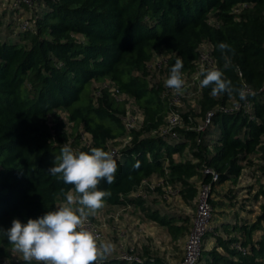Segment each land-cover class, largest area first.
<instances>
[{"label":"trees","instance_id":"obj_1","mask_svg":"<svg viewBox=\"0 0 264 264\" xmlns=\"http://www.w3.org/2000/svg\"><path fill=\"white\" fill-rule=\"evenodd\" d=\"M34 5L35 31H30L27 21L25 29L24 22L19 26L23 33L19 38L14 39L12 32L6 38L0 35V228L9 229L14 219L26 224L65 202L61 189L67 192L73 186L47 169L54 166L52 155H59L70 137L78 152L94 147L109 152L111 141L131 139L115 159L114 183L99 185L111 193L104 199L107 205L143 206V199L132 194L153 176L182 182L188 196L195 199L192 178L212 183L205 167L219 175L213 192L216 184H237L245 164H252L251 157L260 163L256 199L264 198V0H34L29 7ZM4 25L0 18V29ZM221 42L230 45L231 51L222 52L217 47ZM203 43L212 46L218 69L234 87L252 91L240 100L235 94L213 96L212 87H204L201 108L205 117L218 106H229L232 99L250 102L252 109L216 112L212 124L219 122V131L212 147L194 155L197 163H178L174 155H181L195 139L203 143L201 136L209 128L201 134L184 131L182 139L178 137L181 141L174 144L164 136L143 137L161 129L172 110L170 100L162 95V84L149 80V64L156 56L167 55L165 69L170 73L180 57L182 75L191 74ZM104 84L115 87L125 99L118 100ZM128 99L142 111L139 131L126 128ZM60 111L66 113V121ZM79 132L90 136L88 145H80ZM137 162L139 167L134 168ZM210 204L214 212L217 204L212 197ZM149 218L172 232L179 230L158 212ZM227 224L219 225L235 235L224 239L218 229L210 228L214 248L203 250L201 259L206 264H264V205L253 223ZM256 232H262L261 238L254 239ZM13 253V246L0 235V264L3 260L28 264L13 260ZM140 260L120 257L98 264H169L148 257Z\"/></svg>","mask_w":264,"mask_h":264},{"label":"rangeland","instance_id":"obj_2","mask_svg":"<svg viewBox=\"0 0 264 264\" xmlns=\"http://www.w3.org/2000/svg\"><path fill=\"white\" fill-rule=\"evenodd\" d=\"M36 8V5L33 7H21L11 0L0 3V18L5 20V25L0 29V35L6 38L12 32L11 34L14 39L19 38L23 34L20 32L19 26L27 21L32 25L30 31H35L33 20ZM164 58H169V56H156L149 64L151 66L149 67V80L153 85L162 84V95L170 100L172 110L180 114L182 124L178 131L180 134L179 138L182 139L184 131H197L204 123L205 111L201 108V97L204 87L200 86V81L203 77L199 76V72L201 71L199 69L191 74H183L182 78L185 84L182 92L177 94L174 89L166 87L165 81L170 75L165 69L167 65H164L165 67L161 70L157 67V63H161ZM194 65L198 68L195 63ZM98 85L94 84L97 87ZM127 102L128 120L136 127L135 131H139L142 128L143 122L142 111L132 99H128ZM237 103V100L232 99L229 104L233 106ZM59 114L61 116L60 118L66 121V113L60 111ZM70 128L71 126L67 125L66 131L68 133L71 131ZM218 131L219 122L214 121L209 127L207 134L201 136L203 143L195 139L188 144L181 155L175 154L174 160L178 163H197L194 155L199 151L209 150L210 148H206V146L212 147L214 143L213 139L216 137ZM160 133L162 131L159 129L144 133L143 137H158L161 135ZM76 135L81 136V146L90 143L91 138L88 134L79 132ZM73 139L74 137H70L67 145L78 152L79 148L77 149V146H74ZM181 139L169 141L174 144L177 141H181ZM130 141V138H125L115 142L111 141L109 144L112 148L121 151L125 146L129 145ZM57 155H52V164L55 162ZM249 161L252 164H245V169L237 184L232 182L216 184L211 195L217 207L214 209L210 228L218 229V235L224 239L235 234L225 232L219 225L221 222L228 223L227 225L229 226L233 224L241 225V221L242 223L251 224L256 221L258 215L261 213V206L264 205V198L256 199V194L261 184L258 174L260 163L257 157H251ZM167 179H169V176H167ZM161 181V178L153 176L148 183L143 185L141 188L143 197H140L143 199V206H111L104 204L94 215L88 217L97 225L103 234V238L98 244L110 241L115 245L114 251L106 259H118L123 253H130L143 260L148 257L160 259L169 264H178L181 262L184 257L186 240L194 227V220L198 208V194L202 181L200 177H194L190 180V183L197 190L195 199H191L188 196L182 182L165 181L168 185L178 188L177 192L171 195L164 192L160 186ZM77 206L79 205H73V207ZM153 212H158L162 217L171 219L179 227V230L172 232L169 228L152 221L149 218V214ZM236 236L238 235L236 234ZM261 236L262 232L254 233V239H259ZM212 240L213 235L207 232L206 237L203 238V250L208 251L214 248L215 243ZM218 251L226 255L222 249H218ZM13 260H23L22 254L14 251ZM199 264H206L204 257Z\"/></svg>","mask_w":264,"mask_h":264},{"label":"clouds","instance_id":"obj_3","mask_svg":"<svg viewBox=\"0 0 264 264\" xmlns=\"http://www.w3.org/2000/svg\"><path fill=\"white\" fill-rule=\"evenodd\" d=\"M217 47L222 52L231 51L225 42ZM182 68L183 60L177 57L165 81L166 87L177 94L182 92L185 84ZM199 76L203 77L200 86H211L213 96L227 93L230 97L237 95L240 100L247 98V90L234 87L219 69L202 68ZM133 167L138 168L139 162ZM117 170L113 154L103 148L77 152L67 144L62 145L54 166L48 168L47 173L60 176L64 184L73 186L74 191L61 189L65 202L59 207L37 219H28L26 224L14 219L9 229L0 228V235L7 238L13 250L21 253L28 264L32 261L37 264H98L114 251L115 245L110 241L98 244L97 237L84 227V223L110 196L111 193L101 190L99 185L102 181L109 185L114 183ZM74 204L79 206L73 207Z\"/></svg>","mask_w":264,"mask_h":264},{"label":"built area","instance_id":"obj_4","mask_svg":"<svg viewBox=\"0 0 264 264\" xmlns=\"http://www.w3.org/2000/svg\"><path fill=\"white\" fill-rule=\"evenodd\" d=\"M10 0H0V2H8ZM13 1L16 5H28L32 6L34 3V0H11ZM28 22L23 23L22 27L25 29L28 26ZM206 45V46H205ZM168 59L169 58H164L161 63H157V67L161 70L164 68V65H168ZM199 64L197 65V63ZM195 64L198 66V68L195 66V71L196 70H201L203 69H212L216 68V60L214 59V56L212 55V46L210 44H201L199 47V58L195 62ZM151 67V66H149ZM103 88H109L110 92L112 93L113 96L117 97L118 100L123 101L125 97H121L117 94V89L115 87H111L109 84H104ZM166 88V87H165ZM201 90V89H200ZM264 90V86L263 89ZM252 92L251 90H247V93ZM101 93V89L97 91V95L99 96ZM201 93V92H200ZM244 109L245 112H249L252 109V104L250 102H245L241 103L238 102L235 105H229V106H218L215 110H212L207 113L204 123L202 126H200L197 129L198 133H205L206 130L209 128V126L212 124V120L214 118V115L216 112H224V113H229V112H237ZM182 124V119L180 114L175 111L171 110L170 114L166 118V123L165 125L160 129L162 133L159 136H164L169 139L177 140L179 137V131L178 129L181 127ZM125 125L128 130H134L136 127L128 120V114L125 119ZM201 142V140H198ZM110 153L113 154L114 159H117L120 157V151L117 150L116 148H111ZM205 174H209L212 176V183L209 184H201V188L199 189V194H198V208H197V215L194 220V227L191 231V234L188 236L185 246H184V257L179 262L178 264H199L202 256V251H203V238L205 234L210 231V223L213 217V208L210 204V197L212 194V185L213 183L217 182L219 180V175L217 172L213 169H209L205 167L203 169ZM148 183V181L144 182V184ZM143 185L132 194L133 197L135 198H140L143 197V194L141 192V188ZM160 186L163 188L164 192L167 194L174 195L178 188L174 187L172 185H168L165 183V181L162 179ZM84 227L93 232L94 235L97 237V242L102 240L103 234L97 227V225L90 219L88 218L85 223ZM236 249L241 251L244 255L247 254V250L243 249L240 245L235 246ZM122 260L126 261H137L141 262L139 258H137L135 255H132L130 253H123L121 255ZM10 260H3L2 264H10Z\"/></svg>","mask_w":264,"mask_h":264}]
</instances>
